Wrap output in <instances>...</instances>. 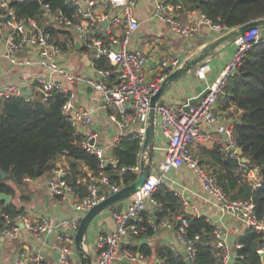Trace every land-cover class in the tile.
I'll return each mask as SVG.
<instances>
[{
	"label": "built area",
	"instance_id": "2783aa9c",
	"mask_svg": "<svg viewBox=\"0 0 264 264\" xmlns=\"http://www.w3.org/2000/svg\"><path fill=\"white\" fill-rule=\"evenodd\" d=\"M12 1L23 0H0V18H2L0 37L3 36L5 45L4 52L0 53V60L4 59L17 67L37 66L42 70L43 75L36 80L37 91L43 98L48 97L53 91L64 96L62 114L74 133L79 135L81 149L96 158L98 170L88 172L87 177L82 179L87 184L88 194L78 199L67 180L69 167L66 165L52 168L47 180L48 195L56 200L57 204L67 206L74 214L59 220H54L49 215L32 219L27 214H21L12 221L6 218L0 227V239H15L20 230L26 231L35 238L53 237L58 264H71L75 254L73 237L81 217L91 207L122 187L110 182L104 172L105 168L111 166L119 175L129 171L134 173L135 177L139 172V161L133 166H120L116 158L109 157L107 148L98 145L99 133L92 128L91 112L76 105V95L71 86L77 83L97 92L102 97V106L111 110L108 118L117 129V133L108 146L110 151L125 136L135 138L141 147L145 137L150 99L156 93L163 78L180 63V59L176 57L161 59L156 63L157 75L155 77L146 75L145 65L149 62V55L129 48L130 37L139 28L135 14V0H69L74 6L71 16L58 9L52 11L44 0H31L41 6L48 22L58 28L73 31L75 38L81 40L86 48L85 56L92 58L93 76L69 72L59 62L61 49L50 32L43 30L34 19L24 22L19 20L14 9L9 5ZM153 2V16L165 24L172 34L185 42L192 43L199 36L206 35L202 33L203 27L207 28L213 37L229 30L212 23L196 8L185 4L184 0H153ZM103 22H107L106 27H103ZM116 28L119 30L118 34L112 32ZM27 33L29 39L26 37ZM93 34H99L100 37L93 38ZM258 43H264L261 29L245 32L237 39L230 62L222 70L218 80L208 87L207 95L199 103L190 105L187 110L183 107L173 108L159 103L157 131L165 142L164 160L153 169L145 183L131 196L124 209L122 208L121 211L110 209V216L116 228L113 232L99 237L94 249L96 253L94 264H113L121 259L128 261L129 264H148L145 256L136 255L128 249L121 250L122 245L126 243L128 237H140L147 228L156 232L167 227L175 229L177 240L185 246L184 257L188 258L189 264H195L194 242L199 238L196 236L188 241L185 236L188 225L186 216L196 218L201 216L196 206L170 190L180 199L184 208L183 214L164 217L157 223L152 216H144L148 206L159 209L153 195L160 186L167 188L165 183L167 174L182 166L190 169L202 190L215 198V206L222 213L238 220L242 228L241 232L254 230L264 236V222L257 218L253 205L249 202L227 199L213 174L200 165L193 150L196 143L207 138V135L200 130V123H215V105L218 98L224 95L227 78L239 65L244 53ZM27 49L28 53L25 56L21 55V52L26 53ZM100 59L106 60L115 68V82H112L109 70L94 66V62ZM208 69V65L199 68L195 72L196 77L204 79ZM9 97H23L29 100L33 95L25 94L19 85L7 84L0 88V101ZM217 131L226 136L227 144L223 146L224 151L231 158L239 159L234 152L236 148L233 142L234 124L217 126ZM27 180L29 179L25 181ZM213 245L217 250L219 264H236L240 245L237 243L232 245L216 226L213 229ZM23 255L30 256L27 257L29 264H50L40 252L29 254L25 251ZM161 263L162 260L158 264ZM15 264H25V261L17 260Z\"/></svg>",
	"mask_w": 264,
	"mask_h": 264
},
{
	"label": "trees",
	"instance_id": "16d2710c",
	"mask_svg": "<svg viewBox=\"0 0 264 264\" xmlns=\"http://www.w3.org/2000/svg\"><path fill=\"white\" fill-rule=\"evenodd\" d=\"M184 2L196 8L212 23L227 29L264 18V0ZM44 3L52 11L58 9L68 16L74 12L69 0H44ZM9 5L22 22L34 19L43 30L50 32L62 51H66L68 45L74 42L75 33L48 22L47 15L36 2L12 1ZM92 37L98 38L100 35L93 34ZM79 50L84 52L86 48L82 45ZM94 66L114 71L104 59L94 62ZM111 80L116 81L113 77ZM223 96L241 112L240 124H234L233 139L241 155H238L239 159H234L221 152L217 154L215 158L222 169L216 173V182L227 199L251 203L257 218L264 222V43H258L244 53L241 62L226 80ZM64 100V96L57 91L45 98L36 91L29 100L9 97L0 101V171L8 176L3 179L0 175V193L14 197V187L20 188L26 179L37 178L38 171L41 172L40 176L50 172L54 168L53 160L64 156L71 162L67 180L77 198L88 194L87 184L82 181L84 173L76 166L81 163L89 171L97 172L98 163L94 156L81 149L79 135L74 133L62 114ZM110 154L120 166H133L138 160V141L132 136H125ZM242 158L248 162H242ZM104 172L110 182L117 186H127L135 181V174L129 171L119 175L111 166H107ZM20 198L23 202L27 200L24 195ZM153 199L159 206L155 212L156 223L164 217L183 214L180 199L164 186L157 189ZM21 214H24V207H18L11 201L7 204L0 201V227L6 218L12 221ZM144 216L150 215L146 213ZM186 218V240H193L196 236L199 238L194 242V263L219 264L213 245L214 226L203 216ZM153 233L147 228L137 240L150 237ZM237 244L240 248L237 250L236 264H261L258 252L264 250L262 233L245 230L238 237ZM122 248L133 252L139 250L144 256L152 253L147 245L133 246L130 241ZM154 252L162 260L161 264H184L185 258L167 247H157Z\"/></svg>",
	"mask_w": 264,
	"mask_h": 264
},
{
	"label": "crops",
	"instance_id": "0c3cea01",
	"mask_svg": "<svg viewBox=\"0 0 264 264\" xmlns=\"http://www.w3.org/2000/svg\"><path fill=\"white\" fill-rule=\"evenodd\" d=\"M135 2V14L139 21V28L131 35L129 48L131 50L143 51L149 55V62L145 65V73L149 77H155L157 75L158 67L156 63L161 59L176 57L181 61L196 46L214 38L208 29L203 27L202 33L206 35L199 36L197 40L192 43L185 42L183 39L172 34L165 24L161 23L153 16V0H135ZM3 32H5V30H3ZM112 32L118 34L119 30L116 28L113 29ZM261 32L264 35V29L261 30ZM77 40L75 38L72 43L73 46L68 45L69 47L66 51L61 50L59 62H61L64 68L69 72L93 76L92 58L88 55L85 56V51L80 52L79 49L83 43L81 40ZM76 43H78V49L75 47ZM4 50V38L1 36L0 53H3ZM234 51L235 46L233 45L218 54L208 64L209 69L204 79L197 78L195 73L183 78L161 98L160 103L172 106L173 108H184L188 101L198 97L206 88L218 80L220 73L230 62ZM27 53L28 49L26 53L24 51L21 52V55L25 56ZM110 73L111 77L116 78L115 68L114 71H110ZM42 75V70L37 66L17 67L11 65L4 59L0 60V88L7 84H16L23 88L25 94L33 95L37 91L36 80ZM71 88L76 95V105L91 112L92 128L99 133L98 145L105 149L107 148L109 157H112L108 146L110 145L112 137L117 133V129L108 118V114L111 110L102 106V97L97 92L77 83L73 84ZM240 113L241 112L227 97L220 96L214 109L215 123H200L199 125L200 130L207 135V138L193 146L194 155L198 159L200 165L210 171L215 179L216 173L222 169V165H220L215 158L217 154L221 152L230 157L223 149V146L227 144L226 136L224 133L217 131V126H229L230 124L237 123L238 120H240ZM164 147L165 142L157 131L153 169L164 160ZM137 161H139V154ZM52 163L54 167L66 165L69 167V163L71 162L66 157L59 156L56 157ZM76 167L77 170L84 173L82 178L85 179L87 173L90 171L81 163H77ZM49 176L50 172H47L33 180L29 179L25 181L24 185L20 188L14 187L16 191L15 195L12 198L10 197L9 201L18 207H24V214L29 215L32 219H37L43 215H49L54 220L71 217L74 212L69 210L65 205L57 204L56 200L48 195L47 180ZM165 183L169 190L180 194L184 199L188 200L190 204L196 206L200 215L205 217L213 226L218 227L232 245L237 243V239L242 233L240 223L235 217L222 213L220 209L215 206V198H212V196L202 190L200 183L190 169L186 166H182L177 170H171L167 174ZM9 184L12 185L11 182H9ZM22 195L27 197L25 202L20 198ZM130 199L131 197L124 201L123 209L127 206ZM181 207L184 212L182 204ZM111 208H115V206L100 212L94 218L88 230L87 245L90 250L92 264L96 261L94 249L99 237L105 233L113 232L116 228L110 216ZM157 210V208L154 209L152 206H148L147 213L156 220L155 212ZM137 239L138 238L128 237L125 244L130 241L133 246L138 244L147 245L152 251L150 255L145 256L148 264H158L160 262L161 259L156 256L154 252V249L157 247H167L184 257L185 246L177 240L173 227L159 229L150 237H142L140 240L144 239L145 241L143 243H140V240L138 241ZM55 244L53 237L46 236L35 238L26 231L20 230L15 239H0V264H15L17 260H24L25 264H29V258L27 259V257L30 256H24L23 253L25 251H28L29 254L40 252L45 255V259L48 263L58 264L57 253L54 248ZM133 253L136 255L140 254L139 250ZM71 264H79V260L75 254L72 257ZM113 264H129V262L121 259V261L114 262Z\"/></svg>",
	"mask_w": 264,
	"mask_h": 264
},
{
	"label": "water",
	"instance_id": "95a60500",
	"mask_svg": "<svg viewBox=\"0 0 264 264\" xmlns=\"http://www.w3.org/2000/svg\"><path fill=\"white\" fill-rule=\"evenodd\" d=\"M202 0H198L200 3ZM2 18H0V21ZM107 22H103V27H106ZM253 29H264V18L247 22L240 26L229 29L225 33L218 35L210 40H207L196 46L189 52L180 63L161 81L156 93L151 97L149 104V111L146 121L145 137L139 151V172L136 180L127 185L122 186L116 193L106 197L103 201L91 207L80 219L79 226L73 237V248L79 264H92L90 250L87 245L88 230L94 218L102 211L115 206L117 211H121L124 201L130 198L147 180L154 167L155 157V144L157 137V106L161 98L166 95L170 89L174 87L183 78L192 75L199 68L208 65L218 54L230 48L235 44L245 32ZM29 39V34H26ZM77 40V39H76ZM78 41V40H77ZM78 49V43L75 44ZM209 89L206 88L198 97L188 101L187 105L183 108L187 110L192 104L199 103L208 93ZM238 120L237 124H240ZM234 152L241 155V151L235 148ZM242 162H248L245 158L241 159ZM40 171L36 173L39 177ZM3 179L8 176L0 171ZM10 196L0 193V201L4 204L9 202ZM145 240H140L143 243ZM261 264H264V250L258 252ZM184 264H189L188 258L184 259Z\"/></svg>",
	"mask_w": 264,
	"mask_h": 264
},
{
	"label": "rangeland",
	"instance_id": "374dc122",
	"mask_svg": "<svg viewBox=\"0 0 264 264\" xmlns=\"http://www.w3.org/2000/svg\"><path fill=\"white\" fill-rule=\"evenodd\" d=\"M147 1V0H146ZM252 177H253V175H252ZM90 228V227H89Z\"/></svg>",
	"mask_w": 264,
	"mask_h": 264
}]
</instances>
